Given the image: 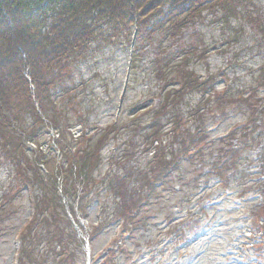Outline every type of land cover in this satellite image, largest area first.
Segmentation results:
<instances>
[{"label": "rangeland", "instance_id": "374dc122", "mask_svg": "<svg viewBox=\"0 0 264 264\" xmlns=\"http://www.w3.org/2000/svg\"><path fill=\"white\" fill-rule=\"evenodd\" d=\"M249 1L247 8H239L240 16L229 23L221 20L218 9H213L215 12L205 11L202 20L190 24L178 37L157 33L152 39H148L147 31L142 27L133 52V44L130 45V42L120 46L107 44L104 47L101 45V48L93 47L87 57L79 61L73 69L79 91L65 106H61V102L58 105L54 102L55 107L62 111V127L72 124L67 129V140L70 142L74 138L75 141V137H79L80 142H75L73 150H84L92 141L96 143L106 134L110 139L102 149L103 161L95 172L96 179L100 182L96 185L97 188H93L95 193L102 192V198L107 202L104 214L107 216L113 213L114 206L109 193H106L107 179L129 174L127 181L131 190H134L139 172H142L140 170L153 160L152 153L146 150L145 139L149 133L144 127L146 121L159 114L155 107L161 105L163 95L165 97L171 90L167 86L171 77L166 80L156 76L158 63L155 60H170V72L176 64L180 66L188 62L186 71L196 73L202 80L212 77L218 91L224 92L228 88L227 100L236 101L230 104L225 100L222 104H217L210 90L209 94L203 95L189 93L186 97L188 103L182 106V130L180 127L176 133L171 134L166 127V133L163 131L165 151H179V142L186 134L187 127L193 130L191 119L184 115L190 114V118L193 117L191 111L195 110V104L205 107L199 114L202 113L208 118L209 126L215 120L222 122L217 131L211 134L209 139L212 142L225 134L223 132L226 130L240 129L247 121L254 123L249 124L252 129L247 130L256 131L243 140L246 146H251L250 149L239 155L236 165H227L229 169L222 179H218L211 172L218 162L216 157L220 154L222 144L218 143L219 147L206 151L207 155L203 160L198 158L191 163H184L187 158L185 151L178 156L183 164L176 166L171 177L174 184L166 185V191L159 192L146 206L155 221L135 231L133 240L125 246L126 255H117L114 264H264V236L260 232L262 229L264 232V225H261L264 216L261 192L264 188L257 187V178L264 159V128L262 131L260 128L264 124V115L256 112L260 109L262 96L264 98V0ZM249 17L254 20L251 21ZM184 53L188 60L184 58ZM187 53L191 56L188 57ZM130 57L134 58V65L133 71H130L131 77L127 78ZM125 82L129 83L126 91ZM206 100L209 101L207 105ZM52 105L49 104L50 108ZM119 105L123 106L121 111H118ZM22 110L25 124L36 134V138L30 141L46 150L47 169L41 165L43 173L46 175L47 170H67L68 164L64 163V156L49 151V146L52 145L51 135H62V129L58 126L55 129L46 127L44 123L35 124V118L24 108ZM139 112L142 115L138 122H132L136 114L140 115ZM80 118L86 121L85 125L80 123ZM109 128L111 132H108ZM238 136L242 138L240 133ZM251 137L257 138L249 139ZM118 143L121 146L116 155V163L112 160V151ZM31 144L29 145L34 146ZM155 145L160 146L161 142H156ZM127 151L133 152V157L129 161L120 160ZM27 154L33 160L32 155L28 152ZM8 157L9 154L0 147V206L4 199L13 197V189L20 185ZM57 175V196L62 198L65 208H76L80 201L79 195L82 196L84 192L81 184L76 186L77 193L67 196L65 182L62 180L64 177L60 172ZM34 187L35 190H23L17 195L18 198L7 211L0 210V219L9 216L6 230L0 233V264H16L19 253L13 246L15 235L22 234L23 250L24 246H31L29 238L24 237L33 215L31 196L38 199L43 195L41 187L36 184ZM224 188L228 190L225 191L224 199L227 196L230 198L222 202L220 196L223 195ZM99 189L101 191H97ZM96 211L94 203L90 205L86 216L81 208L77 213L68 209V218L74 232L77 230L75 233L79 247L76 249L74 261H60L61 263L103 264L117 227L113 225L111 229L97 232L96 237L90 241V253H87L82 236L88 238L90 232L92 235L99 226L96 214L100 210ZM197 218L199 221L196 226L186 225L195 223ZM80 220L85 224L84 230L80 227ZM39 228L40 224L33 223L34 230ZM180 228L184 231V238L177 243L176 234ZM31 249L41 263L54 264L53 247L41 241L40 237L35 238ZM23 250L20 253L22 259Z\"/></svg>", "mask_w": 264, "mask_h": 264}, {"label": "trees", "instance_id": "16d2710c", "mask_svg": "<svg viewBox=\"0 0 264 264\" xmlns=\"http://www.w3.org/2000/svg\"><path fill=\"white\" fill-rule=\"evenodd\" d=\"M249 2V0H0V147L9 154L8 160L13 164L12 168L20 184L13 189V197L3 200L0 210L7 211L26 184L41 187L43 195L38 199L37 215L33 220L34 223L40 224V228L34 230L33 223L30 224L25 238H29L33 243L35 238L40 237L41 241L50 244L54 251V264H63L60 261H74L76 249L79 247L76 231L74 232L65 205L62 204V198L57 196L56 183L59 172L64 177L67 196L70 193L72 195L77 193L76 186L81 184L84 191L80 198L83 214L87 215L92 203L103 199L100 209L104 220L91 236L94 238L97 232L111 229L113 225L118 228L112 246L103 258V264H114L117 255H126L125 246L133 240L135 231L155 221L146 206L150 204L151 198L159 192L166 191V185L174 184L171 177L176 166L179 163L183 164L178 159L183 151L187 155L184 163H191L198 158L203 160L207 155L206 151L219 147L218 143L222 144L220 154L216 157L218 162L211 170L212 175L222 179L229 169L227 165H236L239 155L251 147L246 146L243 140L256 131L247 130L252 129V126L233 130L230 139L240 142L237 148L233 147V144H228L230 146L226 150L223 148L227 147L224 141L213 140L212 143H208L210 138L208 118L202 113L199 114L205 107L195 104L193 105L195 110L191 111L193 117L190 118V114L184 115L191 119L193 130L187 127L186 134L179 142L181 148L179 151L176 150L178 153L172 150L165 151L166 145L162 138L166 133L165 128L167 127L171 134L176 133L180 127L182 130V106L188 103L186 97L189 93L203 95L211 89L214 92V102L222 104L229 97L227 95L229 90L224 96L217 95L212 80L204 81L196 73L186 71L188 62L180 66L176 64L170 72L169 69H172L171 62L168 63L170 60H155L158 63L156 76L166 80L171 77L167 85L171 90L165 97L163 95V103L157 108L159 114L153 118L148 128H144L149 133L145 139L146 150L152 153L153 160L147 162L140 170L142 172H139L140 176L137 186L133 187L134 190H131L127 181L129 174L107 179L106 193H109L108 196L113 200L114 206L111 215H104L107 202L102 198V192L95 193L93 188H97L96 185L100 182L96 179L95 172L103 161L102 149L110 139L106 134L96 143L92 141L84 150H73L75 142L78 144L80 140L74 141V138L70 142L67 140V129H70L72 124L62 127L61 108L55 107L54 104L57 102L58 105L61 102V106L67 105L66 102L74 98L79 91V84L74 80L75 65L85 59L93 47L129 43L131 28L136 22L146 29L149 38L155 33L178 37L192 22L202 20L205 11L215 12L213 9H218L221 20L229 23L240 16L239 8H247ZM187 55L191 56L190 53ZM184 58L189 59L185 53ZM31 83L35 87L36 100L39 101L45 118L53 127L58 126L62 129L59 146L65 158L64 163L68 164L67 170L64 168L59 171L48 170V175H44L40 169L42 161L46 163L43 156L37 153L31 154L33 160L27 157L26 142L34 140L36 134L25 124L22 108L35 118V124L44 123L36 109V100L30 89ZM227 101L230 104L236 102L232 99ZM208 103L206 100V105ZM49 104H53L51 108ZM256 112L264 115V104ZM80 123L85 125L86 121L80 118ZM260 128L262 131L264 124ZM108 132H111V128ZM239 133L242 138L238 136ZM255 138L257 137L249 139ZM156 142H161V145L156 146ZM132 157L133 152L127 151L120 160L129 161ZM261 186L264 188V179L260 182V188ZM70 209L73 210V206H70ZM8 217L0 219V233L6 230ZM262 219L264 222V216ZM257 220L259 225L260 218ZM263 222H260L261 225H264ZM260 232L264 236L263 229ZM183 238L184 231L180 229L176 235V242L180 243ZM32 243L30 247L24 246L22 264H44L33 253Z\"/></svg>", "mask_w": 264, "mask_h": 264}]
</instances>
